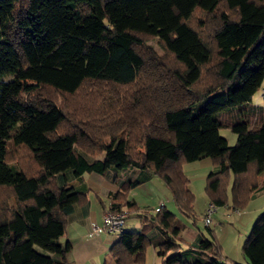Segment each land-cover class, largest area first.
Masks as SVG:
<instances>
[{
  "label": "trees",
  "instance_id": "trees-1",
  "mask_svg": "<svg viewBox=\"0 0 264 264\" xmlns=\"http://www.w3.org/2000/svg\"><path fill=\"white\" fill-rule=\"evenodd\" d=\"M263 82L264 0H0V264H69L60 238L87 203L70 171H148L193 219L183 164L209 157L210 203L245 208L264 174V107L250 105ZM135 186L112 193L110 209L133 216ZM162 208L147 217L162 237L150 224L124 230L110 248L118 264L144 263L150 245L164 264H239L208 225L182 250V226ZM242 249L264 264V211Z\"/></svg>",
  "mask_w": 264,
  "mask_h": 264
},
{
  "label": "crops",
  "instance_id": "crops-1",
  "mask_svg": "<svg viewBox=\"0 0 264 264\" xmlns=\"http://www.w3.org/2000/svg\"><path fill=\"white\" fill-rule=\"evenodd\" d=\"M250 105L264 107V101L252 100ZM102 157L103 155L89 156L88 159L92 161L95 158ZM259 179L260 188L254 195L257 196L261 192L263 194L258 196L254 200L255 202H250L243 211L230 213L233 217V223L229 224L232 229V236L226 239L224 238V232H222L219 237L223 254L239 264H249L243 254V244L251 231L254 221L264 211V174ZM67 180L77 191L85 193L87 196V203L76 205L70 213L66 232L60 238L62 243L69 242L71 245L67 254L69 264H118L112 256L110 248L118 240L119 234L111 233L104 229L103 214L107 209H110L111 194L120 191L122 185L126 182L136 183V186L129 192V199L137 203L138 210L133 212V216L127 217L124 225L125 231H140L147 224H150L149 238L152 240L160 239L162 237L160 229L152 221H147V217H150L151 214L144 212L140 207L143 208L148 205L154 210L153 212L157 213L156 209L162 205L163 210L176 214L177 220L182 226L181 236L186 241L182 250H187V244H194L198 241L201 233L199 224L196 225L192 218L185 215L188 219L186 222L178 219V213H182L179 211L168 186L160 177L148 171L130 167L123 170L111 169L105 174L98 172L84 173L80 177L75 176L70 171L67 173ZM149 201H152V205L148 203ZM203 203L206 206L207 200L203 201ZM209 204L210 202H208ZM123 209H126V207L123 206ZM220 212L221 214L223 213L221 208L218 207L212 217L221 215ZM96 226L100 230L96 231ZM217 227L220 230L223 229L222 223L220 222ZM195 256L196 254L188 252L186 261L191 263ZM163 262L164 258L158 254L157 249L153 245H150L146 250L145 262L142 264H164Z\"/></svg>",
  "mask_w": 264,
  "mask_h": 264
},
{
  "label": "rangeland",
  "instance_id": "rangeland-1",
  "mask_svg": "<svg viewBox=\"0 0 264 264\" xmlns=\"http://www.w3.org/2000/svg\"><path fill=\"white\" fill-rule=\"evenodd\" d=\"M196 23L197 22H194V25ZM204 30L205 29H203V31ZM149 44H152V46L155 48V50L158 51L159 53H161V54L163 53V50L160 48V46H159V44L157 43L156 40H152V41L150 40ZM106 87H108V86H106ZM263 87H264V82L262 84V88ZM121 89L123 90L124 88H121ZM82 93L83 92H80L78 95L75 96L76 100L79 99V96H81ZM75 98L68 96V97L62 99V97H59L58 100H72V99H75ZM253 100H255V101H261V100L264 101V98L261 96V88L254 95ZM64 123L66 124L67 122H64ZM220 132L225 138H227V140L229 142V145L233 146V145L236 144L237 135H236V133H234L232 131V129H230L229 127H222L220 129ZM108 140L109 139H107V141ZM17 151H18V154H19L18 158L20 157L19 162L26 163V155L27 154H26L25 150H23V149L21 150V148H19ZM12 155L14 157V150L12 152ZM102 155H103V153H98L97 155H95V157L96 156H102ZM215 166L216 165L214 164V161L211 158H209V157L203 158L201 160H197V161H194V162H186V163L183 164V170H184L186 176L189 179V182H188L189 188L191 189V191L193 190L192 192L195 195V201H194L195 218H193V221H195L196 225L199 224V226L201 227V231L205 232L206 234H208V228H207V226H205L206 224L204 222V217H205V215L207 213V210H208V208L210 206V204L208 205V202H210V199H209V196H208L207 191H206V180H207V177H208L211 169L212 168L214 169ZM155 191H157V190H155ZM228 192L231 195V188L229 189ZM262 194H263V192L258 193L257 196L254 195L250 199L248 204L250 202L251 203L255 202L254 200L258 196H260ZM230 195H229V197H230V200H231V196ZM4 197H5V195L1 191V193H0V201L1 202L4 199ZM205 200H207L208 207H207V205L205 206V204L203 203V201H205ZM148 203H151V205H152V201H149ZM228 203H229L230 206L220 207L221 210L223 211V213L221 214V212H220L221 215H219L217 217H212L213 218V222H211L208 225V226H210L209 228H211L215 232L216 238H217V240L219 242H220L219 237L222 235L221 234L222 232H224V238H226V239H229L227 237L232 236V233H231L232 229L229 227L230 226L229 224L233 223V217L231 216L230 213H232L234 211H236V212L243 211L245 209V208H240L238 210H234L231 207L232 201H229ZM140 208L144 212H146L148 214H156V212H153L154 210H152L151 207L148 206V205L144 206L143 208L142 207H140ZM217 208H218V206H217ZM174 211L176 213H178L176 209H174ZM131 218H133V217H131ZM178 219L180 221H185V222L188 220L183 214H179V213H178ZM220 222L222 223V228H223L221 230L217 227V225ZM222 238H223V236H222Z\"/></svg>",
  "mask_w": 264,
  "mask_h": 264
},
{
  "label": "built area",
  "instance_id": "built-area-1",
  "mask_svg": "<svg viewBox=\"0 0 264 264\" xmlns=\"http://www.w3.org/2000/svg\"><path fill=\"white\" fill-rule=\"evenodd\" d=\"M261 96L264 97V87L261 89ZM162 207H158L156 211ZM217 206L210 203V206L207 210V213L204 217V222L206 225H209L212 222V214L216 211ZM127 218V210L123 209L121 211H116L112 209H107L103 214L104 229L108 232L121 234L125 229V221ZM95 230L98 231L100 228L95 227Z\"/></svg>",
  "mask_w": 264,
  "mask_h": 264
}]
</instances>
